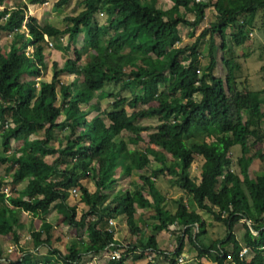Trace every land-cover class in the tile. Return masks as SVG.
Listing matches in <instances>:
<instances>
[{
    "label": "trees",
    "instance_id": "trees-1",
    "mask_svg": "<svg viewBox=\"0 0 264 264\" xmlns=\"http://www.w3.org/2000/svg\"><path fill=\"white\" fill-rule=\"evenodd\" d=\"M4 2L0 0V7ZM71 2L59 0L55 8L69 6ZM166 2L82 0L84 10L67 18L71 25L65 30L52 25L42 27L36 18L28 16L29 9L24 4L0 10V34L12 32L24 39L19 46L13 43L8 56L0 54V165L13 172L14 186L13 194L6 195L7 183L0 180L1 234L16 236L18 228H24L16 217L18 210L34 217L58 211L67 226L87 232L88 241L73 243L68 256L55 251L60 254L62 264H78L84 254H100L112 244L115 248L122 245L108 228L110 219L125 214L130 236L139 238L142 228L137 221V209H151L153 234L169 231L177 224L184 232L173 253L161 251L155 235L147 244L127 245L126 255L134 260L145 258V251L152 249L154 257L148 264H156L157 257L167 264H179L188 242L197 252V264L212 255L216 256V264H264V151L258 148L264 144V97L262 91L248 89L247 80L239 82V59L227 41L231 29L235 30L232 38L236 47L247 44L258 26L264 30V0L229 10L212 0H174L170 7ZM46 3L47 0H31L32 5ZM212 7L215 21L196 37L206 11ZM99 13L104 14L107 25L99 22ZM132 18L135 23H131ZM24 26L23 35L14 31ZM181 27L189 28L196 37L191 45L181 46ZM141 29L148 35L143 42L139 39ZM83 32L84 50L94 53L83 67L79 65L81 51L75 50V58L67 60L62 69L54 63L51 82H43L45 64L41 46L29 61L19 63L17 69L11 67L16 55L26 54L24 51L34 41L44 40L46 35L59 39L69 34V43L74 44ZM109 33L113 36L105 44L103 40ZM217 39L221 40L220 45ZM205 40L209 41V63L203 67L199 49ZM219 51L223 54L225 78L217 73ZM136 54L141 55V60L127 71L124 65L128 56ZM28 71L34 73L35 79L22 83V76ZM78 71L82 73L85 90L77 82L62 81L64 74L74 75ZM107 84L119 87L117 93L108 94L109 108L101 112L95 104L83 109L87 100H94L90 93L104 91ZM163 86L167 96L161 89ZM137 87L142 89L141 94L133 93ZM93 111L102 114L103 121L109 124L97 117L89 119ZM59 117L64 123L57 121ZM150 119L155 124H141ZM58 129L68 131L69 138L65 147L54 149L50 142L56 138ZM36 131L44 132L43 136L29 139ZM220 134L228 137L218 140ZM144 136L148 137V145L143 149ZM13 142L23 143L15 154L11 153ZM235 146L241 150L243 178L229 167ZM196 155L207 163L199 179L191 174ZM47 156L55 159L49 163ZM150 157L158 164L152 172L168 173L202 211L226 226L225 240L203 244L206 221L196 211H189L183 199L175 201L176 211L171 213L168 198L148 176L140 177L142 184L134 194L115 192L117 168L122 166L121 176H131L135 171L151 169ZM249 160L258 162L254 180L244 165ZM84 180L94 183V192L89 191ZM23 183H27L24 189H15ZM72 189L81 191L89 207L80 219L76 209L69 205ZM91 217L98 220L90 221ZM244 220L246 246L252 252L249 257H241L243 246L235 235V228ZM52 230V224L44 220L41 230L33 232L36 245L52 248ZM227 244L232 245L231 250L223 247ZM3 254L0 248V264Z\"/></svg>",
    "mask_w": 264,
    "mask_h": 264
},
{
    "label": "rangeland",
    "instance_id": "rangeland-1",
    "mask_svg": "<svg viewBox=\"0 0 264 264\" xmlns=\"http://www.w3.org/2000/svg\"><path fill=\"white\" fill-rule=\"evenodd\" d=\"M52 1L53 0H50L51 3H52ZM171 1L172 0H167L166 5H168V3H169V5H171V3H172ZM225 1L226 0H220L221 5L223 7L229 6L231 0H227L226 2ZM251 1H261V0H232V2L236 5L237 4L242 5L244 3H248ZM227 8H231V7H227ZM77 10L78 9H74L75 14H77L76 13ZM65 11L67 14L71 13V12H69L70 11L69 9H66ZM36 14L38 16H40V18L43 20V16L45 17V15H48L49 10L44 5V6L39 7V11ZM42 20H41V23H43ZM4 21L2 23H4ZM55 23L58 24V26H61L62 24L64 26V22L62 21L61 17H60V23H58V22H55ZM205 23H207L206 27L203 28V26H205V24H203V26H201L199 29H197L196 34H195L196 37L201 33V31L203 29L207 28L211 23H213L211 21V13L210 12H208L207 21ZM25 24H26V22H25ZM8 33L9 32H7L5 34L7 36H4V35L2 36L3 40H2V38H0L1 43L4 41H8V42L10 41ZM234 33H235V30H233V29L228 31V40L227 41H228L229 49L234 51L235 55L239 59L240 69L239 70L237 69V75L239 76V79H240L239 82L245 83V81L247 80L248 82L246 85H247L248 89H250L251 91H254V92L262 91V93H263L262 97H264V30H262L261 26H258L255 30L252 31L250 41H248L247 44H245L242 47H236L235 46L233 38H232ZM180 35L183 39V42L181 44L182 47H184L186 45H191L195 41V38H196L195 36H192V31L186 27L180 28ZM217 42H218L217 44L220 45L221 40L217 39ZM1 43H0L1 51L3 53L4 52L7 53L8 52L7 49H5L4 45H2ZM57 44H60L59 46H63V45L65 46L66 41L58 42ZM57 44L56 43L54 44V46L52 48V50L54 49L53 52L50 55H48L49 63H50L51 59L55 58L58 54V51L56 49L59 46ZM208 44H209V41L205 40L199 49V51L201 53L200 64L203 67L209 63ZM218 47H220V46H218ZM39 48H41L39 46V43H34V45L32 47H29L28 49L32 50L34 52V51H38ZM27 50H25L24 52H26ZM42 54L44 56L43 63L46 66V54H45L44 50L42 51ZM74 55L75 54L73 53L72 58H74ZM222 55L223 54L221 53V51H219L218 55H217L218 61H219L217 73L221 78H225L227 72H226V69L224 68V66L222 64ZM24 56H25L26 60H28L30 58L26 54H24ZM31 56H33V53L31 54ZM132 61L133 60H130V59L127 60V65H124L125 68ZM60 62L62 64H64V57H60ZM19 66H20L19 63H15L16 69ZM28 75L33 77L34 73L28 71ZM161 89H162L163 93L167 96L168 94H167V90L165 89V87L163 86ZM141 90L142 89L140 87L134 88L133 93L136 95L141 94ZM118 91H119V87L113 86V84H107L104 91L93 92L90 94L92 96H94L95 102L98 101V103H100V106H99L100 111L104 112L105 109L109 108L110 103H111L110 99L108 98V94L109 93H117ZM94 101L87 100L86 104H85L87 107L83 106V109L88 110L90 104H92V106H94L95 105ZM152 104L154 105V103H152ZM129 111L132 112L131 110H129ZM98 113L93 111L92 114L89 116V119H91L92 117H97L99 120H101L105 124H109V122L107 120L103 121V119H104L103 115L98 114ZM29 114L30 113L28 112V115ZM57 121L64 123V122H62V117H59L57 119ZM141 124L142 125L155 124V120L150 119V120L141 121ZM46 127H48V126H46ZM43 133L44 132L41 133V132L36 131L34 133V135H32L29 139L42 137ZM55 136H56V138L50 142L51 143L50 145L54 149H58L59 147H63V146L65 147L66 141L69 138L68 131H66V130L61 131L58 129V130H56ZM217 137H218V140H222L228 136H224V135L220 134ZM22 145H23L22 142H13L11 153L15 154V152ZM147 145H148V137L144 136V142H142L141 147L144 149L145 147H147ZM129 146H130V148L134 147L132 144ZM153 148H155L156 150H160L158 147H153ZM258 148H261L264 151V144L259 145ZM255 150H256V148L253 150V152ZM167 157L169 160H172V156L170 154H167ZM240 157H241V150L238 146H235L232 149V153L230 155L229 167L232 170V172H234L236 175L243 178ZM54 159H55L54 156H47L46 157V160L48 162H52ZM150 159L153 163V166L151 169L147 168L143 171H135V172H133V174L131 176H123V175L121 176V167L122 166H120V168H117L116 178L118 179V183L115 186V192L117 193L118 191H130L131 193L134 194V193H136L138 187H140L142 184L140 177L148 176L151 178L152 182L158 186V188L161 190L162 194L165 197H167L168 199H170L172 201L179 200V199H183L184 201H185V199L188 200V197L190 195H188L185 192H183L182 190H180L175 185L174 179H172L168 173L159 174V173L152 172L158 166V164L156 162H154L153 157H150ZM204 163H205V161L200 156H197V155L195 156V162L191 168L192 177L199 179L200 172L202 170V166L204 165ZM245 163H244V165L248 168V173H249L251 179L254 180L258 175V172H257L258 162L256 160H249V161H246ZM6 168H7L6 165H0V180L7 183L6 187L4 188L5 194L11 195V194H13V191H14V186H13V184H11V180H12L11 175L13 174V172L8 171ZM85 181L86 180H84L83 182H85ZM26 184L27 183L17 184L15 189H17L18 191H21L22 189L25 188ZM85 184L87 185L89 191H91V192L95 191V186H94V183L92 181H88V182L86 181ZM74 190H76V192H74ZM144 193H145V195H147L146 191ZM104 194H106V196H107L109 194V192L106 191V192H104ZM2 198H4V197H2ZM69 204L71 205L72 208L76 209V212L78 213V219H80L82 217V215L86 214L87 211L89 210V207L86 206L84 199L81 196V191L79 189H72L71 190V196L69 199ZM11 209H12L11 213H14L15 209H13V208H11ZM137 212H138L137 213V221L143 227H145V225L148 223L149 220L152 221V223L154 222L150 218V213L151 212L154 213L153 210L147 209V210L143 211L142 209H137ZM54 213H57V212H54ZM202 213H203V217L205 218V220L210 221L212 223L215 222L210 213H208L207 211H203ZM16 214H17L16 217H18L22 226L25 227L23 230H25L30 225H32L34 230H36L37 228L38 229L40 228V226H41L40 220L36 219V217L32 216V214H29L26 212H20L19 210L16 212ZM49 218H50V222L53 223L52 224L53 225L52 233L55 235V237H59L60 240L65 239V244H63L62 242L60 244L61 245L60 252L68 256L69 255V248L73 244V241H75L76 239L78 240V238L84 239L87 235L86 234L87 232H86V230H77V229H74V228L67 226L66 223L64 222V217L60 214H52L51 216H49ZM112 219L114 221V225L109 224V227L115 233V238L117 240L121 241L122 244L129 245L131 242H129V240H127V234L125 232V226H126L125 214L119 215L118 219H117V217H113ZM89 220H90V218H89ZM54 223H56L57 225ZM216 224H217V222H216ZM60 226H61V229L63 231L60 229ZM101 226H102V223L99 224V227H101ZM116 226H118V227H116ZM218 226H220V229L217 230L218 231L217 238H219L221 240H225L228 230L224 224L222 225L219 223ZM54 227H56V229ZM171 229H173V231L174 230L175 231L174 232L171 231L169 233H167V231L156 233L155 237L158 238L159 244L162 245L165 249L169 250V248H170L172 251H174L178 247V241H179V236H180L181 230H180V227L177 225L172 226ZM239 229H240L239 231L242 232V237L245 238L244 226L240 225ZM30 231L27 232V231H22V230L19 231L18 230L17 231L18 237H16V238H14L12 236V234L7 236V235L0 233V248H2L4 251V254H3L2 259H1L2 264H16V263H19L20 259H21L20 260L21 263L22 262L25 263V261H24L25 259L22 258V257H24V253H26L25 250L30 251L33 248L32 247L33 246V240L31 237H29ZM173 234H175V235H173ZM150 235H151V231H150V233L147 231L146 234H144V236L142 238L147 239V238H149ZM66 238H68V240ZM205 239H206V236H205ZM169 240H171V241H169ZM211 241L212 240H209L206 244H210ZM185 245H186V247H188L189 246L188 242H186ZM11 246H14V247L17 246L18 251L15 250L14 247L10 248ZM228 246H229L228 249L231 250L232 245L228 244ZM247 248H248L249 252L246 255V257H249V256H251L252 252L250 251L249 247H247ZM192 252L195 253V251L193 249H191V250L189 249V250H187V252H185L186 257H187L185 264H194V262H193L194 260L193 259L191 260ZM92 264H99V263L93 262ZM227 264H230V263H227Z\"/></svg>",
    "mask_w": 264,
    "mask_h": 264
},
{
    "label": "crops",
    "instance_id": "crops-1",
    "mask_svg": "<svg viewBox=\"0 0 264 264\" xmlns=\"http://www.w3.org/2000/svg\"><path fill=\"white\" fill-rule=\"evenodd\" d=\"M59 0H53L52 1V3L50 2V0H47V3L46 4H44L45 5V7H47V9L49 10V14L48 15H45V17L43 16V20L40 18V16H38L36 13L39 11V7H41V6H44V5H32L31 4V0H5V2H4V5L3 6H1L0 8V10H4V9H7V10H12V9H15V7L17 6V5H27L28 6V9H29V13H28V16H30V17H34V18H36L37 20H38V23L42 26V27H45V26H47V25H52V26H54V27H56L57 29H61V30H65V29H67L68 27H70V23L67 21V18L68 17H71V16H76V15H78L79 13H81L83 10H84V6H83V3H82V0H72V2L70 3V5L69 6H66V7H63V8H60V9H56L55 8V4L58 2ZM174 0H172L171 2H173ZM202 1H205V2H207V1H209V0H202ZM213 2H219V4L221 5V3H220V0H212ZM227 1V0H226ZM225 1V2H226ZM171 5H172V3H171ZM171 5H169V3H168V7H170ZM222 6V5H221ZM238 6H240V5H236V4H234L233 2H232V0L230 1V5L229 6H227V7H231V8H227V7H223L224 9H226V10H229V9H232V8H236V7H238ZM69 9L70 11L69 12H71V13H69V14H67L66 13V9ZM74 9H78L77 10V14H75L74 13ZM167 9V8H166ZM56 11V12H55ZM208 12H210L211 13V21L212 22H214L215 21V19L214 18H216V12H215V10H214V8L212 7V8H209L207 11H206V18H205V20L202 22V24H201V26H203V24H205V26H203V28L204 27H206L207 26V23H205L206 21H207V15H208ZM56 16V17H55ZM60 17L62 18V21L64 22V26H63V24L61 25V26H58V24H56L55 22H58V23H60ZM55 18V19H54ZM191 18H194V16L193 15H191ZM97 19L99 20V22L102 24L103 22H104V24L105 25H107L108 24V22H106L105 21V16H104V14L103 13H99V15L97 16ZM41 20H42V22L43 23H41ZM214 20V21H213ZM136 22V19L135 18H132L131 19V23H135ZM66 23V24H65ZM24 29H22L21 31V35H23V33H24V31H23ZM85 32V31H84ZM84 32L82 33V35L78 38V40L76 41V43H74V44H70L69 43V34H65V35H63V36H61L59 39H57V38H49L48 36V39L51 41V43L53 44V46H54V44L56 43H58V42H64V41H66V45L64 46H59L60 44H57L59 47L56 49L57 51H58V54H57V56L55 57V58H52L51 59V61H50V63H49V61H48V55H50L52 52H53V50H52V48H53V46L50 48L49 46H48V44H47V42L45 41V40H41V41H38V40H36V41H34V43H39V46H41L42 48H43V50H44V52H45V54H46V66L43 68V76H42V81L43 82H51V80H52V77H53V64L54 63H56V64H58V66H59V68L60 69H62L64 66H65V63H66V61L67 60H73L74 58H75V55H74V58H72V55H73V53L75 54V50H79V51H81V54H82V61L80 62V64L79 65H81L82 67L83 66H85L86 64H88L90 61H91V59L93 58V52H91L90 51V49L89 50H84ZM7 32H2L1 34H0V38H2V40H3V35L4 36H7V35H5ZM9 34V38H10V41L8 42V41H4V42H0L2 45H4V47H5V49H7V53H3L2 51H1V48H0V54H2V55H5V56H8L9 55V53H10V50H11V47H12V45H13V43L14 42H16V45L17 46H19L20 45V42H22L24 39H22V37H18V36H16V34H13L12 32H9L8 33ZM25 36H26V38H28L29 37V34H25ZM113 36V34L112 33H109L108 34V36H107V38H105L103 41H104V43L106 44L107 42H109L110 40H111V37ZM25 38V39H26ZM139 39H140V41L141 42H143V41H145V40H147L148 39V35H147V32L144 30V29H141V31H140V34H139ZM63 44V43H62ZM129 51H127V53H128ZM60 57H64V64H62L61 62H60ZM31 58V57H30ZM128 60L130 59V60H133L125 69L128 71V70H130L131 69V67H133L134 65H136L137 63H138V61H140L141 60V55L140 54H136V55H130V56H128V58H127ZM30 59H28V60H26L25 59V56H24V53L23 52H21V53H19L18 55H16L15 57H14V59H13V64H12V66L11 67H15V63H20V64H22V63H24V62H27V61H29ZM26 79V80H25ZM35 79V77H31V76H29L28 74H24V76H22V83H27V82H30V81H33ZM62 81L64 82V83H66V84H70V83H74V82H77V84H78V86H79V88L81 89V90H85L87 87H86V85H85V82H84V80H83V76H82V73H81V71H78L76 74H74V75H67V74H64L63 76H62ZM99 92H102V91H99ZM94 100H95V98H94ZM93 100V101H94ZM98 102V101H97ZM97 102H95L94 101V104H98V106H100V103H97ZM90 105H92V104H90ZM89 105V106H90ZM86 106V105H85ZM87 107V106H86ZM48 162V161H47ZM50 163V162H49ZM246 164V163H245ZM206 165H207V163L205 162L204 163V165L202 166V170H201V172L206 168ZM201 172H200V174H201ZM191 174H192V172H191ZM199 178H200V176H199ZM156 185V184H155ZM157 186V185H156ZM157 188H158V186H157ZM159 189V188H158ZM160 190V189H159ZM161 191V190H160ZM168 201L170 202L169 203V210L171 211V213H175V211H176V205H175V201H172V200H170V199H168ZM186 204H187V206H188V209H189V211H196L199 215H201V217L205 220V218L203 217V211L197 206V204L193 201V198L191 197V196H189L188 197V200L187 199H185V201H184ZM70 205V204H69ZM71 206V205H70ZM147 210V209H146ZM149 210V209H148ZM151 210V209H150ZM144 211V210H143ZM54 212H57V213H54ZM54 212H52L51 214H49L48 216H46V217H41V216H37L36 217V219H39L40 220V224H41V226H40V228L38 229H36L35 230V232H38V231H40L41 230V228H42V225H43V222H44V220L45 221H47L48 223H50V224H53L52 222H50V218H49V216H51L52 214H59L58 213V211H54ZM139 212V211H138ZM137 212V213H138ZM153 212H151L150 213V218H151V220H153L152 219V216H153ZM33 216V215H32ZM119 218V216L117 217V219ZM149 218V219H150ZM116 219V220H117ZM42 221V222H41ZM206 221V223H207V227L205 228V230L203 231V234H202V238H201V240H202V242H203V244L205 243V245L207 246V245H209V244H206L209 240H212L210 243H212V242H214V241H218V240H221V239H219V238H217V235H218V229H220V226H218V224L219 223H217L216 224V222H214V223H212V222H210V221H207V220H205ZM244 222H245V220L244 221H242L237 227H236V229H235V235H236V238H237V240H238V242L243 246V249H248L247 248V246H246V243L248 242V239H247V237H245V238H243L242 237V232L241 231H239L240 229H239V226L240 225H243L244 226ZM154 223L155 222H153L152 223V221H148V223L145 225V227H143L142 225H140V223L138 222V224H139V226L142 228V235L139 237V238H133V237H131L130 236V233H129V230H128V227H127V224H126V226H125V232H126V234H127V240H129V242H131L130 244H132V243H137V242H141L142 244H147V241H148V239L150 238V237H152L153 235H156V234H153V232H152V227H153V225H154ZM32 224V223H31ZM54 224H56V223H54ZM220 224H222V223H220ZM249 224L251 225V222H249ZM57 225V224H56ZM223 225V224H222ZM53 226V225H52ZM177 226H179L180 227V235L184 232L183 231V227L181 226V225H178L177 224ZM191 226V225H190ZM194 226V225H193ZM193 226H191V227H193ZM116 227H118V226H116ZM25 228V227H24ZM24 228H18V230L20 231V230H22V231H30L29 233V237H31L32 238V240H33V248L30 250V251H27V250H25V252L26 253H24V257H22V258H24L23 260L25 261V263H23L22 262V264H62V260L60 259V254H57V252H55V251H58V252H60V248H61V242L63 243V244H65V239H62V240H60V238L59 237H55V235L52 233V235H53V238H52V241H51V246H52V248H49V246H44V245H39V246H37L36 245V241H35V238H34V235H33V232H34V229H33V227H32V225H30L29 227H27L25 230H23ZM108 228H109V225H108ZM195 228H196V233H198L199 232V228L198 227H196L195 226ZM60 229H61V226H60ZM62 230V229H61ZM128 230V231H127ZM222 230V229H221ZM63 231V230H62ZM149 232L150 233V231H151V235L149 236V238H147V239H143L142 237L144 236V234H146V232ZM174 232L173 231V229H171L170 228V230L169 231H167V233H169V232ZM241 232V233H240ZM118 233V232H117ZM87 234V233H86ZM254 234H256L255 232H254ZM8 235H10V234H8ZM7 235V236H8ZM114 235H115V233H114ZM173 235H175V234H173ZM227 235V234H226ZM4 236V235H3ZM12 236L14 237V238H16V237H18V233H17V235L15 236V235H13L12 234ZM205 236H206V239H205ZM158 237V236H157ZM180 237V236H179ZM67 240H68V238H66ZM116 239V238H115ZM85 241V242H87L88 241V237H87V235H86V237L84 238V239H81V238H78V240L76 239L75 241H73V243H76V242H78V243H80L81 241ZM117 240V239H116ZM147 240V241H146ZM55 241V242H54ZM119 243H121L122 244V242L121 241H119V240H117ZM169 241H171V240H169ZM156 242H157V245H158V248L161 250V251H163V252H165V253H173V252H175V250L174 251H172L170 248H169V250L168 249H165L162 245H160L159 244V242H158V238H156ZM189 244V246L188 247H186V245H185V247H184V252H183V254H182V258H184V262L183 263H181V264H185L186 263V253L185 252H187V250H191V249H193L194 251H195V253H193L192 252V255H191V260L193 259L194 261V264H197V252H196V250H195V248H194V246H193V244H191V243H188ZM122 245H124V244H122ZM63 246V245H62ZM14 246H11L10 248H13ZM225 249H228L229 248V246H228V244L227 245H225V246H223ZM15 248V250H17L18 251V249H17V246H15L14 247ZM51 250V251H50ZM228 250H230V249H228ZM61 253V252H60ZM62 255H65V254H63V253H61ZM98 255L99 254H97V257H98ZM154 257V256H153ZM175 259H177L176 257H175ZM21 260V259H20ZM19 260V262H21ZM157 263L156 264H167L166 262H165V260H163V258H161V257H157ZM149 259L147 258V257H145V258H143V259H138V260H134L133 259V257H131V256H126L123 260H122V262H119V263H117V264H148L149 263ZM93 262H96V263H98L95 259H88V258H86V260H85V263L86 264H92ZM201 264H216V256L215 255H212L210 258H203L201 261ZM230 264H232V263H230Z\"/></svg>",
    "mask_w": 264,
    "mask_h": 264
},
{
    "label": "built area",
    "instance_id": "built-area-1",
    "mask_svg": "<svg viewBox=\"0 0 264 264\" xmlns=\"http://www.w3.org/2000/svg\"><path fill=\"white\" fill-rule=\"evenodd\" d=\"M197 2L199 1H202V0H196ZM9 17V14H6L5 15V18L7 19ZM23 29L25 30V26L23 27ZM15 32H19L21 30L19 29H15L14 30ZM44 40L47 42L48 46L51 48L53 46V44L51 43V41L48 39L47 36H44ZM33 53L32 50H27L26 51V55L28 57H31V54ZM39 80V79H37ZM74 192H76V190H74ZM97 217H91L90 218V221H97ZM108 224H111V225H114V221L113 219H110ZM56 229V227H54ZM257 235V233L255 234ZM114 245H110L108 246L102 253H100L97 257V254H92V253H87V254H84L82 255V259L80 262H78V264H86L85 263V260L86 258L88 259H95L99 264H117L119 263L120 261H122L126 256V250L128 249V246L127 245H120V246H117L116 248L113 247ZM138 252H142L141 249H138L137 250ZM248 249H243L242 252H241V257H245L247 254H248ZM146 253V257L152 261L153 260V251L152 249H148L145 251ZM178 262L179 264L183 263L184 262V258L180 257L178 259Z\"/></svg>",
    "mask_w": 264,
    "mask_h": 264
},
{
    "label": "clouds",
    "instance_id": "clouds-1",
    "mask_svg": "<svg viewBox=\"0 0 264 264\" xmlns=\"http://www.w3.org/2000/svg\"><path fill=\"white\" fill-rule=\"evenodd\" d=\"M47 36V35H46Z\"/></svg>",
    "mask_w": 264,
    "mask_h": 264
}]
</instances>
